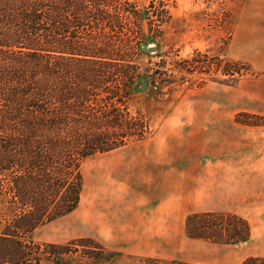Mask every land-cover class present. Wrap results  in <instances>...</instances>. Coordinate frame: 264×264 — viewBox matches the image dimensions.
Masks as SVG:
<instances>
[{"label": "rangeland", "instance_id": "1", "mask_svg": "<svg viewBox=\"0 0 264 264\" xmlns=\"http://www.w3.org/2000/svg\"><path fill=\"white\" fill-rule=\"evenodd\" d=\"M94 6L86 1L89 13ZM132 7L136 16L127 13ZM100 9L110 18L100 21V30L90 24L84 31L90 42L103 33L112 37L109 54L95 59L106 66L97 68L111 75L120 70L113 66L121 64L119 34L111 30L119 19L132 30L126 37L133 43L148 39L158 48L130 58L153 82L131 99L123 92L108 96L113 82L101 87L98 94L111 97L106 102L130 123L119 134H133L125 142H134L83 165L79 207L39 228L36 244L64 248L85 264L264 258V71L258 69L264 61L258 67V59L250 61L259 57L253 43L264 35V0H106ZM73 19L72 11L66 14ZM68 32L71 38L72 24ZM56 58L59 94L60 77L71 72V78L76 69L61 47ZM205 212L244 220L250 242L226 246L190 238L187 218Z\"/></svg>", "mask_w": 264, "mask_h": 264}, {"label": "trees", "instance_id": "2", "mask_svg": "<svg viewBox=\"0 0 264 264\" xmlns=\"http://www.w3.org/2000/svg\"><path fill=\"white\" fill-rule=\"evenodd\" d=\"M86 1L0 0V264H85L56 245L42 249L34 234L77 210L87 161L134 142H125L133 134H119L130 130V123L118 118L116 105L106 102L111 97L98 92L110 82L115 84L108 95L113 99L122 92L131 99L146 91L153 77L147 70L138 72L130 58L148 55L143 47L154 43H133L126 37L132 30L116 20L111 30H118L121 64L113 66L120 70L103 74L97 67L106 64L95 59L109 54L112 37L103 33L90 42L84 31L90 24L100 30V21L110 17L100 9L106 0H88L94 13ZM70 11L73 22L66 20ZM127 13L137 14L135 7ZM58 47L72 55L76 69L75 76L70 78L69 72L60 77L59 94ZM186 230L192 239L217 245L239 246L251 239L244 220L212 212L189 216ZM242 264H264V258L250 257Z\"/></svg>", "mask_w": 264, "mask_h": 264}, {"label": "crops", "instance_id": "3", "mask_svg": "<svg viewBox=\"0 0 264 264\" xmlns=\"http://www.w3.org/2000/svg\"><path fill=\"white\" fill-rule=\"evenodd\" d=\"M263 36L264 35L259 32L258 33V37H260L259 42L258 43H253V46H259V51H258L259 57L258 56H253V57H251L253 60H250L252 62V61L258 59L257 63H255L256 67H258L257 65H262L263 64V62H260V59L264 61V37ZM258 69H259L260 72L264 71V69L262 67H258Z\"/></svg>", "mask_w": 264, "mask_h": 264}, {"label": "water", "instance_id": "4", "mask_svg": "<svg viewBox=\"0 0 264 264\" xmlns=\"http://www.w3.org/2000/svg\"><path fill=\"white\" fill-rule=\"evenodd\" d=\"M143 49H144L145 51H148L149 53H156L157 50H158V48L155 47V46H147V45H145V46L143 47Z\"/></svg>", "mask_w": 264, "mask_h": 264}]
</instances>
